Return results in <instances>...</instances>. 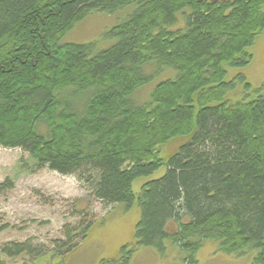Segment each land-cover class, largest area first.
<instances>
[{
	"label": "trees",
	"instance_id": "16d2710c",
	"mask_svg": "<svg viewBox=\"0 0 264 264\" xmlns=\"http://www.w3.org/2000/svg\"><path fill=\"white\" fill-rule=\"evenodd\" d=\"M134 3L105 33L116 39L109 48L61 43L93 12ZM263 7L264 0H0V147L28 152L35 169L76 175L105 204L138 203V244L163 251L170 242L185 264H196L213 240L229 254L255 248L254 264H264V84L262 94L234 101L235 80H226L228 66L251 62ZM152 63L157 74H177L136 103L135 93L157 77L145 70ZM163 166L137 194L135 181ZM85 222L68 230L59 256L43 258L63 260L79 245L74 238L87 237L94 222ZM3 252L33 250L13 244Z\"/></svg>",
	"mask_w": 264,
	"mask_h": 264
},
{
	"label": "rangeland",
	"instance_id": "374dc122",
	"mask_svg": "<svg viewBox=\"0 0 264 264\" xmlns=\"http://www.w3.org/2000/svg\"><path fill=\"white\" fill-rule=\"evenodd\" d=\"M137 7L134 3L116 13L93 12L77 23L62 38L61 43H93L97 52L109 48L116 39L106 38L105 33L126 20ZM249 51L253 58L247 66L227 67L226 80H235L234 90L228 96L234 101L240 100L244 94L251 97L262 94L264 30ZM145 70L157 74L154 63ZM159 72L153 84L135 93L133 98L136 103H147L151 91L159 82L177 74L176 70L169 69ZM240 75L246 79H239ZM79 104L75 106L77 111L81 109ZM181 137L169 144L166 152L163 149L161 155L169 157L168 153L173 154L180 144L188 141V135ZM35 168L28 152L21 148L0 147V184L6 180L14 184L13 187L0 189V264H101L104 260L125 253L130 257L129 264H185V253L170 242H166L163 251L137 243L135 229L141 214L138 203L130 208L123 203L105 204L96 199L76 175H63L48 167ZM165 172L166 167L163 166L154 174L137 179L134 183L135 192L139 194L145 182L160 178ZM84 220L86 224L91 221L94 224L83 241L80 237L74 238L73 242L79 245L67 253L63 260L57 257L43 258L57 253L60 243L67 240L68 230L74 231ZM13 244L30 245L33 252L11 257L3 252V247L9 245L11 248ZM256 255L257 250L252 247L229 254L220 249L217 241L206 240L197 254L196 264H254Z\"/></svg>",
	"mask_w": 264,
	"mask_h": 264
}]
</instances>
